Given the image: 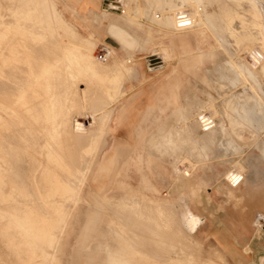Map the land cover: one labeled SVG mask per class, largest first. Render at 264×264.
I'll return each mask as SVG.
<instances>
[{
  "label": "rangeland",
  "instance_id": "374dc122",
  "mask_svg": "<svg viewBox=\"0 0 264 264\" xmlns=\"http://www.w3.org/2000/svg\"><path fill=\"white\" fill-rule=\"evenodd\" d=\"M99 1L101 3L103 0H99ZM129 1L132 2V5L129 6L130 8L128 7V5L131 3H129L127 7H121V10L122 8H124L123 11L120 12V17H119L120 22H121L120 27H122V29L124 27L122 23L124 22L123 20L124 14H125V17L128 15L127 16L128 18H132L141 23L142 22L147 23V26H150L149 18L153 17L155 15L154 14L155 12L156 14L157 13L159 14V12L162 10L161 11L162 13L160 12L162 15L167 13V11L164 12L165 8H162L160 7V5L157 4V0H148V2L147 0H141V1L140 0H128V2ZM206 1L208 2L207 12L209 14V20L210 19L212 20V24H210V22H209V26L207 25V23H205L204 25L202 24L201 26L203 27L200 26V30H202L201 32L191 31L188 33L187 38L189 42V47L187 51L182 50L180 41L177 39V44L175 47L176 49L174 48L173 51L172 49H170L168 44L160 42L159 44L157 43L154 44L155 46L153 48V51L152 49L135 51L131 47L132 49L125 52V51L119 50L116 46V43L118 42L126 43L127 40L124 37L115 36L114 38H112V41H108L105 32L104 33L102 32L103 35L100 41L96 42V47L93 50H90L91 56H86L83 52H81L82 55H80V52L78 54H75L77 55V57L80 56L81 58L78 57L79 59H74L77 62V63L74 62V67H75L73 68L74 71L81 75L85 74L84 75L85 77L83 76L82 77L83 78L87 77L89 79L88 82L85 81L86 83L80 80L75 81V83L77 82L78 84V87L76 89L77 94H74V93L72 94V92L68 93L69 91L65 87L67 86L66 84L70 78V75H69L70 73L68 74V71L66 69L62 70V68H60L63 62L59 63L60 61L64 60V57L62 56H64L65 50L63 47H61L63 49L62 51H61V48L55 49L57 45H61L59 41L62 38L60 37H56V39L55 37L50 38V39L48 38L50 41H52L53 45L59 43L57 45H54L55 46L54 48L53 46H51V42H49L48 39H45L43 41V45H41L45 49H46V46L49 47L48 50L46 49L47 53L49 52L48 53L49 55L46 54L45 58L47 57L50 58V59L47 58L48 60H52L53 58L54 63H57L58 65L61 64L60 66L54 63H53L54 66L50 64L53 61H51L50 63L48 62L47 64L46 62H43V60L44 61H48V60L42 59V58H41L42 59L41 61L40 59H37L39 60L38 62H40V65L44 63L43 65L39 66L37 65L39 63L35 62L37 58L35 57L33 58L35 60L33 59L31 60L33 63L35 62L36 65L39 67L36 68L37 66L33 65L32 63L31 65L33 66V68L35 67L33 69L31 68L32 67L31 65H28L29 62L26 61L25 66L27 67L26 68L27 70H25L23 75H25V73L27 75L28 73V76H25L24 78L28 80V78L31 77L29 79L33 78L32 79L33 82L35 81V83H38V82L39 83L38 85L35 83H32L31 85H28V86L27 84H25V86H27L26 88H28L27 93L29 91L31 93L36 92L35 95L34 93H32L34 96L32 94L31 96L30 92L28 94L27 93L25 94L20 89H19L20 92L18 90H14V91L11 90L12 91L11 100L17 101V105L15 107L18 110V112H21L23 114L24 120H26L25 117L27 118L28 121L31 120V118L33 119V117L31 118L29 117V115L30 116L32 115L31 114L28 115L29 113L27 111L28 109H24L25 111H23L22 109L20 111L22 107L25 108L28 105V104H25L26 102H30V101L25 102L27 97L33 98L34 100L36 99L35 100L36 102H41V103L43 102L42 104L44 105H42V110H43L42 116L45 117V113L48 112V115L49 114L52 115L50 117H52L53 119L52 121L50 120L48 122H44V121L43 122L45 124H48V123L50 124L51 122L50 125H52L53 128L51 129L49 127L50 130H53V129L55 131L58 130V132H55L53 130V132L51 133V135H53L54 137L56 136L55 137L57 140L56 142L55 141L51 142L52 140H55L53 139L52 136H50V138L48 137L49 139H51L50 141L52 144L51 148L54 149L55 151L58 150L54 152V154L61 150L60 151L62 152L61 154L68 152L69 156L73 155V152H75L74 149L76 151L79 150V149L78 150L76 149V146L78 148L82 147V144L77 142L76 139L73 138L74 135H72L76 131L75 129H77L76 127L77 124L83 126L84 128H87V126H89V124H91L93 120L95 122L94 127L99 126L101 122L103 123L107 122L106 124L109 125V129L111 131L110 135L107 138H108V141L111 142V144L109 145L107 150L105 149L106 151L104 150L105 152L103 151L102 153L103 156L101 155L102 156L101 159L103 160L105 158L104 161L109 164L108 166L109 171L106 170V167H103V165L101 164V159H100L99 166L93 171L90 177L89 183H87V185L83 188L82 199L76 201V204L74 202H70L69 210L67 211L68 212L67 215H69V217L67 216L68 218L67 217L64 218L65 228L63 227L64 230L62 229L58 231V234H57L58 236L56 235V237L58 238L60 237L59 238L60 240L57 242L58 244L56 243L51 248L49 247L47 248V244H46L47 241L45 244L42 242L41 243L42 246L38 247V244L36 243V241L34 242V240L36 239L35 237H37V239H40L41 238L40 232H41V235L44 234L43 230H46V228L47 230L45 234L48 233L47 235H49V232H50V235L54 237V235H52V230L51 231L49 230L50 224L53 230L55 229L52 226L55 224V221L53 220V218H51L50 215H47V216L44 215L43 222H42L40 221L42 220V217H39L36 214L35 216H33V214H27V215H30V217H29V220H27L28 223L25 225V228H23V230L25 229L27 230V231L25 230L24 232L21 228L22 226L21 223L23 222V218L24 219L26 218L25 217L26 213L24 214L25 209H22L26 207V205L24 204H26L27 202L23 201V199L26 198V196H24L25 194L23 190L17 191V188L14 191L15 195L10 196L11 192L8 193L10 190L8 189V187L7 188L4 187L3 189L5 191L4 190L3 191L5 194L3 193L4 195L2 196L0 195L1 196L0 197V264H30V263L32 264V262H34L33 264H36V262L37 263H40L41 261L46 262V261H43L44 259H42V255L45 253V251H48L53 254L52 259H49L46 264H106L107 256L109 260L111 258H115L116 260L117 256L115 255V257H112V251L110 253L109 250H111V247L113 249L116 248V240H115V237H116L115 234L117 233L116 230L124 227V226H121L122 224H119V222L125 220L124 216L128 217V213H126L128 210H129L130 217H131L130 212H132L133 215L135 214L137 216L139 215L137 217L139 221L135 217L137 223H133V226L130 224L128 228V237L131 239V242H128L129 255L127 253V256H124V257L127 258V261L130 264H132V262L134 264V259H139L140 264H146V262H149V264H162V261L164 262V259H166V264H208V263L213 264L212 262H208V259L213 260L214 264H228V262L226 261L227 256L223 254V251L217 247V245L213 242V240H211L207 236L206 233H203L202 229H199L197 231V229L205 222V217L199 215L197 212L198 208L193 206L194 203L196 204V202L194 201L195 198H192V202H191L190 197L188 198L187 194L182 191L183 186H184V191L188 190V188L185 185L182 186V183H178V186H179L178 189L175 187L177 186L176 185L177 183H174L175 166L177 165V162H178L177 160H179L180 157H181L180 158L181 161H179V168L181 169L177 171V178H186V176L184 175L185 174L184 172L190 170L192 171L190 173V176H191L190 179L199 178L198 183L205 190L206 186H204L205 182H203V180L205 179L204 177L207 176V173L214 172L215 173L214 177L219 179V180L218 179L216 180L223 182L228 187L226 192H230L229 190H231L232 194H235V196L231 198L233 202L231 203L233 205L240 204V205H245V206L250 207V206H254V204L257 201H262V207L256 209L255 215L252 219V228L256 232H264V229H258L254 225V221H256L257 214L258 213L264 214V177H262V182H261V178H260L261 175H260V171L258 170L259 165H261L260 163H264V72H263L264 70L262 69V67L260 68L259 66L254 68L255 56H254V53H252L254 51L251 50V47L258 48V45L259 47H261L262 44L261 42H259L255 45L253 43V46H249V45H252V42L248 43V41H246V43L241 42L240 46L236 45L233 42L231 43L230 41H229L230 44H227L229 42L224 43L225 41L224 39H226L225 38L226 36L224 35V33H221L218 31L220 29L219 24H217L219 21L217 17L215 18L217 13L220 12L219 11L220 5L217 4L215 0L214 1L216 3H214L213 0H206ZM49 3L51 4L50 0H49ZM120 3H122L121 0L118 1V4ZM228 4H229V7L233 10L234 9L243 10L241 6H238L234 4L233 2H229ZM232 4L234 6H232ZM187 5H189V7ZM10 6H11L10 3H7L6 7L2 6L0 8V29H1L0 37H3V36L7 37L9 36V34H11L10 37H12V35L15 37H22L24 36L23 33L20 32L18 29H16L15 26H13L14 23H12L13 22L11 21L12 19H9V16L7 15L8 13H13V10L9 8ZM71 6L73 8H76L77 14L80 13L82 15L86 13L85 10L80 9L81 3H72ZM157 7H158V10L157 9L155 10V8ZM183 11L190 12L192 14L193 13L197 14V18L202 17V14H200L201 12L197 8V6H195L194 4H188V3L185 4ZM135 13H137L138 15ZM3 15H6V17L5 18L2 17ZM132 15L136 16L137 18L133 17ZM213 16L215 19H213ZM8 20L11 22V24ZM70 20L77 22V25H78L77 27L79 28L83 27V25H80L81 22H83L82 19L78 17H72ZM97 21L93 18H90L88 22V25H90V28L92 27L94 30L97 29L98 27L97 25L100 24V20L98 22ZM101 21L104 24L103 26L106 27L105 25L107 24L108 18L102 19ZM215 24L218 26H216ZM154 26L158 27V25H154ZM104 27H100V28L98 27L97 30L102 31L105 29L106 31V28ZM124 28L127 29L126 27ZM158 28H162V27L159 26ZM214 28H216V30ZM42 36H44V34ZM222 36H225V37H222ZM229 39H226V41H228ZM82 43L83 42L81 41L78 42L79 46L82 47ZM232 44H233V47H231ZM128 45L130 46L132 44L128 43ZM226 45L228 47L230 45L231 48H234V46L236 45L238 49L236 48L237 50L236 51L235 48L233 50L231 48H228ZM247 49H249V51ZM56 50L57 51L59 50L58 51L59 53L64 52V54L63 53L60 54L61 57L63 58L62 60H60L61 58H59L60 55L58 56L56 54L57 53ZM197 50L199 51L196 54ZM131 51L133 52L131 53ZM188 51L190 53L191 52L195 53L193 55L194 56L193 58H195V62L197 64L194 67V69L196 67H199L198 75H196L197 73H193L192 75L191 72L194 69H190L189 71H186L185 69H180L177 67L179 60L191 57ZM165 53L168 54V58L164 59L162 57H164L163 54ZM153 54H154V57L159 59V62H157L158 69L147 71V67H148V63H147L148 57L147 56L153 55ZM171 55H173V57L175 55V58L171 57ZM16 56L18 57L20 56V54H16ZM16 56L15 58H13V56L11 58H8L9 60L7 62L9 63L11 62L13 65L17 64L16 66H18L21 59L19 57L17 58ZM57 56L59 59H57ZM200 58H203V59L199 60ZM122 61H126L127 65L129 64V66L133 70V75L127 77V79L125 78V80H123L124 82L122 81V84L119 88L120 94H118V97L119 96L121 97H119L118 100H116V102L106 101L107 103H101V101L105 99L104 98L105 94L107 96V99H109L108 93L109 92L111 93L112 91L111 89H113V87L108 86V85H112L111 83L112 81H109V80L113 78L115 72L118 71L119 68L122 66L121 64ZM176 67H177V85L179 88H184L186 86L188 87V86L194 85L195 84L194 78L198 79L196 82L197 91L185 92L186 96L182 97L190 101V104H189L190 106H188L187 108L188 119L184 118V121L183 120L178 121V117L173 113L170 107H167L163 113L157 114L156 112V113L151 114V110H150L151 106H149L147 102L148 100L144 98L142 103L136 104L133 107H131V110L129 111V118H130L129 125L122 124L119 126V124L116 121H114L116 119V115L120 114L122 110L124 109L123 108L124 100L131 98L135 94H138V91H136L135 88H137L139 84L145 83L143 84L144 85L143 88L146 85L147 86H151V85L158 86L163 81H165L166 79H170L174 75L173 70H175ZM44 69L45 70L52 69V72L50 70V71H47L48 72L47 73L44 71ZM144 69L148 72V75H149L148 79H144V73H143ZM60 70L61 72H59ZM52 73L54 75V77L52 75L53 78L50 77ZM36 74H39L40 76L42 75L41 77L39 76L41 79L38 78ZM65 75H68V76H65ZM89 75L91 76V78ZM97 77L99 79H97ZM45 78L46 79L50 78L48 79V81L51 79L52 80L54 79L53 84H52V80L49 81L50 82L49 83ZM39 79L42 81L41 82L38 81ZM56 79H58L59 82ZM60 80H62V82ZM215 81H219L218 83H220V87L221 85L222 87L223 86L224 87L216 88ZM33 84L34 86L35 85L37 86L33 87ZM102 84L104 85L102 86ZM101 86L106 91L109 89L110 91H107V92L105 90L103 91L102 90L103 88ZM41 87L42 88L47 87V89L45 88L42 90ZM57 87H59L58 90H56ZM64 87L65 89H63ZM88 88H92V89H90L89 91ZM61 89H63L64 91L67 89L66 91L68 92L66 91L64 92L63 90L62 92ZM41 90L42 91L46 90L47 92L45 93V92H42ZM222 90L225 93H223ZM92 91H93V94H91ZM40 92L43 93L41 94L43 95L44 99L48 101V104L50 106L47 105L45 100H43V97H41L42 99L41 101L39 100V98L37 99V97H35L36 94L37 93L40 94ZM52 92L53 94H51ZM6 93H7V97H10L8 96L9 95L8 90L6 91ZM47 93L49 95L50 94L52 95V96L50 95L51 99L49 98L50 96ZM83 93H85V95ZM178 93L181 94L182 92L180 91ZM24 94L28 95L26 97L24 96L26 98V99L24 98L25 100L22 99V96ZM40 95L38 96L40 97ZM53 96H54V99H53ZM55 97H58V98L56 99ZM33 99H30V100H33ZM59 99L61 101H59ZM94 99H95V102H94ZM70 100H72L73 102ZM35 101H33L34 104H35ZM44 102L46 103L47 106H45ZM90 102H94V103H90ZM19 103H22V106ZM95 103L97 104L95 105ZM108 103H110L111 105L110 104L108 105ZM102 104L104 106H102ZM94 105L97 107L96 108L97 111H95V108L93 109ZM38 106L40 107L41 105H38ZM27 107H30V106H27ZM49 108L50 109L55 108L56 110L54 109L52 111V109L50 110ZM45 110L46 112L44 113ZM102 110L103 111L105 110V112H103ZM93 111L95 112V114L93 113ZM140 111L142 112L139 113ZM53 113L55 114V117H54L55 119L53 118L54 116ZM40 115L41 114H38L37 116H40ZM27 116L30 119H28ZM108 118H109V121H106V119ZM53 121H56L57 123L56 122L53 123ZM90 121L92 122L90 123ZM36 122L39 123V121L37 120ZM207 122L208 123L210 122L209 126H212L211 129L209 130L210 131L209 137L205 136V129H204L205 128L204 126L208 124ZM41 123L42 122L40 121V124ZM62 125H65V126H62ZM48 126L46 125L45 127L48 128ZM55 127L57 128V130ZM173 127H175L176 130L171 133L172 134L171 142L173 141L172 146H176V143H177V146H178L177 148L176 147L172 148V146H166V144H164L163 147L158 148L150 142L153 137H158L159 135H162V133H164L165 130L168 131L172 129ZM181 128L182 130H180ZM9 130H11V128ZM71 130L72 132H70ZM12 133H15V132H12ZM69 133L71 136L69 135ZM115 133H116V136L114 135ZM185 133L188 134V136ZM66 136H68V138ZM182 136H183L184 141L182 140ZM184 137H188V139L187 138L184 139ZM202 137L206 139L202 143V145L205 146L209 144L206 148H203V146L200 145V142H201L200 138ZM158 138H160V136ZM198 139H199V142H198ZM73 140L76 141V143ZM73 142L74 144H76V146L73 145ZM24 143H27V142L23 141V144L16 143L18 146L17 150L19 149L20 150L17 151L16 148L13 150L16 152V154L13 152L15 156H17V154L20 156V163L17 164V162H15V164H17L16 165L17 167L19 166L18 168L22 172V174H25V171H26L25 169H29V167L33 168L37 166L41 160L47 157V155H45L46 154L45 151H43V153H41L42 152L41 151L40 152L41 155H40V153L36 152V147L35 149L31 146L25 147ZM56 143L58 144V146H56L57 145ZM23 146L26 150L23 148ZM165 146L166 148H164ZM161 148H163V150ZM22 150L26 152H22ZM70 152H72V154H70ZM135 154L142 155L145 160L146 158H148V156H151V158L154 160V163L151 164L150 166H147L146 163L144 162L143 165L141 166L135 160L134 158ZM26 156L28 157L26 158ZM40 156L42 157L41 160H40L41 158ZM79 165L80 164H77V166ZM22 166H23V169L21 168ZM190 168H192V170ZM221 168L223 169L220 170ZM86 172L89 173V170L85 171L84 173L85 176L87 175ZM235 175L240 177V181H239V178L237 177L234 178ZM98 178H100L98 180L99 182H96V179ZM255 178H257V180H255ZM81 182L83 184L86 183L84 179H81ZM237 182L238 184H236ZM101 183H103V185ZM29 186L33 187L31 186V184ZM102 186L104 187H103V190L101 191L100 187ZM180 186H181V189H180ZM21 191L23 193H20L21 194L20 196V194L18 195V193ZM96 192L98 194H96ZM152 192L156 193V195L161 198H166L167 196H175V204H171L172 205L171 206L169 203L165 205L166 203L162 202L163 205H161L159 201L158 202L156 201V199L152 198L151 200L148 197V195L151 196ZM245 195H247V197ZM3 196L4 198L6 197L7 199L6 198L4 199ZM178 196L179 198L180 196H183V200L184 199L186 200H184L182 203V199H178L176 202V198H178ZM11 197L13 200H11ZM19 198L20 199L22 198L21 200L22 202L20 201ZM16 199L18 203H16ZM139 199L140 201L138 202ZM6 200L9 202L7 203ZM123 201H126V202L124 203ZM121 203L124 205L122 206ZM147 203H149L150 205H148ZM136 206H137V210H136ZM148 206L151 212H148L145 210V209L148 210ZM58 207L62 208V205H59ZM127 207H130V208L128 209ZM152 207H154L156 210L158 209L160 210V208H162L164 213L163 211L162 212L156 211ZM11 209L13 210L11 211ZM117 209L122 211V214H124L122 215L120 213V215L123 216L121 218L122 219L124 218V220H120L119 222L117 221L118 219L117 212H119ZM153 209L156 211V213L158 212L157 214H160V215L158 216L155 213V211L153 212ZM133 210L134 211L136 210L138 212H134ZM13 211H14V214L15 213L17 214V215L15 214L16 216L12 214ZM139 212L140 213L142 212V213L138 214ZM146 212L149 213V215L152 214L153 212V214H156L158 218L154 215L157 218L156 219L153 216V214L150 215L151 216L150 217ZM173 213L176 214L175 217L174 215L172 216ZM23 214L25 216H22ZM190 214L192 215V217ZM197 215L199 216L200 221L196 222L195 228L193 227L191 228L189 225L190 223L188 224V222L192 223L195 220L193 218L198 217ZM16 217L19 220L16 219ZM58 217H61V216L59 215ZM113 217H116V218H113ZM130 217L128 219L129 223L131 219ZM165 217L166 218L168 217L167 220L165 219ZM185 217L190 221H188ZM142 218L146 219L148 221V224L147 223L144 224V222H147V221L143 220L144 221L143 222ZM21 219H22V222H20ZM58 219L63 220V217L58 218ZM155 219L156 221L160 220L158 222L159 225L155 223L156 222ZM13 220H15L16 224L19 221L20 222V224H18L19 226L18 225L16 226V224L13 223L14 222ZM132 220L134 219H131V221ZM10 221L11 222L13 221L12 222L13 224ZM153 221H155L154 223L157 225L152 223ZM88 222L90 223L88 224L89 226H94L95 222H98V223L95 229H91L90 231L87 230L86 232V226H88L87 225ZM124 222H127V220H125ZM9 223L12 225H10ZM139 223H142V224H139ZM45 224L48 226L46 227ZM164 224L167 226L162 228ZM169 224L170 226H168ZM261 224L262 223H260V227L261 226L264 227V225H261ZM9 225L13 226L12 227L13 230L11 227H9ZM14 225L16 227H14ZM150 226L151 228L154 226L156 228V231H158V233L162 232V230L160 229H164L163 231L164 233L162 235L156 234V232L152 230L154 229V227L151 229ZM140 230L142 231V233ZM150 230L154 231V233H152V231ZM38 232L39 234H37ZM24 233H27V234L29 233V234L26 235ZM32 236H33V240H31ZM137 236L138 238L140 237L139 239H141V241L136 243L135 238ZM20 239L21 241H23L22 245H20L22 243L20 242ZM43 241H45V239ZM147 241H148V244H147ZM25 244L30 245V246H23ZM37 247L39 248V251L41 252L38 251ZM24 248L26 251L24 250ZM138 248H140V250H138ZM249 249L250 248L247 247L246 249L247 252L249 251ZM37 251L39 252V254ZM136 251H137V254H136L137 256H134L135 254L134 252ZM146 259H149V260H146ZM154 259H157L155 260L156 262H154ZM159 260L160 262H158Z\"/></svg>",
  "mask_w": 264,
  "mask_h": 264
},
{
  "label": "bare ground",
  "instance_id": "6f19581e",
  "mask_svg": "<svg viewBox=\"0 0 264 264\" xmlns=\"http://www.w3.org/2000/svg\"><path fill=\"white\" fill-rule=\"evenodd\" d=\"M51 1V4L49 3V0H0V8L2 6H5L7 5V3H10V7L12 10H13V13H8L7 15L9 16V19H12L11 21H13L12 23H14L13 26L16 27V29H18L20 32L23 33L24 36L22 37H15L12 35V37H10L11 34H9V36H3V37H0V195H4V187L7 188L10 190L8 193L11 192L10 196H14V191L15 189L17 188V191L19 190H23L24 192V196H26V198L23 199V201L27 202L26 204V207L25 208H22V209H25L24 210V214L26 215H22V216H25L26 218L24 219L23 217V222H22V219L20 220V222H22V230L23 228H25V225L28 223L27 220H29V217L30 215H27V214H33V216L38 215L39 217H42V221L43 222V216H47V215H50L51 218H53V220L55 221V224L52 225L55 229L53 230V228L49 225V230L51 231L52 230V235H50V232H49V235L45 234L46 230H43L44 234L41 235V232H40V236L41 238L40 239H37V237H35L36 239L34 240V242L36 241V243L38 244V247L39 246H42V242L45 244L46 241H47V248H51L53 247L60 239V237H56V235L58 234V231L62 230L63 227L65 228V217H69V215H67V211L69 210V204L70 202H74L76 204V201L82 199V192H83V188L87 185V183H89V180H90V177L93 173V171L99 166L100 164V159H101V155H103V151L109 146V141H108V136L110 135L111 131L109 129V125L106 124L107 122L106 121H109V118L106 119V123H103L101 122L99 126L97 127H94L95 125V122L93 120L90 121L91 124H89V126H87V128H84L83 126L77 124V129H75L76 131L72 134L74 135V139H76L77 142L81 143L82 144V147L81 148H78L76 146V144H74V142L76 143V141L73 142V145L76 146V149L78 151H76L74 149L75 152H73V155H70L67 153H64V154H61L62 152H57L54 154V152L58 151V150H54L51 148V142L53 141H57L56 140V136L54 137L53 135H51V133L53 132V130H50V128L52 129V125L51 122L50 124H45L44 122H48V121H52V115H48V112H46V110L44 111L45 113V117L42 116V104L41 102H36L33 98H29L27 97V99L25 98L26 96L28 95H25L27 93V89L26 88L28 85H31L32 83H35V81L33 82V78L32 79H29L31 77H27L28 80H26L24 77L25 76H28V73L26 75H23V73L25 72V70H27L26 68V61L29 62L28 65H31L33 62L31 59L35 60L36 63H39L37 65L41 66L43 64L40 65V62H38L39 60L37 59H40V61L42 59H47L45 58L46 54L47 53V50L49 47L46 46V49L43 48V41L45 39H50V38H54L56 39V37H60L62 38L59 43L61 45H57V44H54V45H57V47H55L52 43V41H50L48 39L49 42H51V46H53V48L55 47L56 48H61L63 47L64 48V52H61L64 54V60L63 61H60L62 60L63 58L61 57V53H59L57 50H56V54L59 56V58H61L59 61V63L63 62L62 65H58L57 63H54L53 61V58L52 60H48L50 58H48L47 60L48 61H44L43 62H46L48 64V62L50 63L51 61H53L54 64L60 66V68L63 69H66L68 71V74L70 75V79L68 80L67 82V86H65L68 91V93L72 92V94H77V87H78V84L77 82L75 83V81H82V82H88V78H83L85 77L84 75H81L77 72L74 71L73 68L74 67V62H76L74 59H79L81 58L80 56L77 57V55L75 54H78L80 52V55L81 52H83L86 56H91V51L90 50H93L95 47H96V42L100 41L101 37H102V32L106 34L107 36V39L108 41H112V38H114L115 36H120V37H124L127 41L126 43H116V46L119 50L121 51H128L130 49H134L135 51L136 50H150L152 49L153 51V48H154V44H159L160 42H163L165 44H168V46L170 47V49H172V51L174 50V48L176 47V44H177V39L180 41V45L182 47V50H186L188 49L189 47V42H188V33L191 32V31H199L201 32L202 30H200V26L205 23H207V25L209 26V22L210 24H212V20L210 19L209 20V14L207 12V1L206 0H157V4L160 5V7L162 8H165V11H167L166 14L162 15L160 12L159 14L156 12L154 13L155 15L153 17H150L149 18V22H150V26H147V23H144V22H139V21H136L132 18H128L127 16L125 17V14H124V22L123 23V26L126 27L127 29H125L123 27H120L121 25V22H120V12L123 11L124 8H122L121 10V7H128L130 5H132V2L128 0H121L122 3L118 4V1L119 0H103L101 3L99 0H50ZM141 1V0H140ZM214 1V0H213ZM217 2V4H219V13H217V15L215 16V18L217 17L218 19V23L219 26H220V29L218 30L219 32L221 33H224V35L226 36H222V37H225L226 39H229L228 41H226V39H224V43L225 42H233L235 43L236 45L240 46V43L241 42H245L248 41V43L252 42V45H249V46H253V43L254 45L261 42V47H259L258 45V48L257 47H251V50L254 51L252 53H254V56H255V62H254V68L255 67H262V69L264 70V0H215ZM214 1V3H216ZM148 2V0H147ZM229 2H233L234 4L238 5V6H241V8L243 10H237V9H231L229 7ZM72 3H81V7L80 9L82 10H85V14H80L78 13L77 14V11H76V8H73L71 6ZM194 4L195 6H197V8L199 9V11L201 12L200 14H202V17L201 18H197V14H192L190 12H186V11H183L184 10V5L185 4ZM135 4V3H134ZM150 4V3H149ZM148 4V5H149ZM153 4V3H152ZM53 5V7H52ZM136 5V4H135ZM156 5V4H155ZM189 7V5H187ZM192 6V5H191ZM190 6V7H191ZM232 6H234L232 4ZM148 7V6H147ZM159 7V6H158ZM158 7L155 8V10L157 9L158 10ZM236 7V6H235ZM130 8V7H129ZM151 9V7H150ZM183 9V10H182ZM188 9V8H187ZM240 9V7H239ZM128 10V9H127ZM125 10V11H127ZM138 10V9H137ZM160 10V9H159ZM170 11V12H168ZM147 12V11H146ZM163 12V13H164ZM197 12V11H196ZM124 13V12H123ZM128 13V12H127ZM215 13V12H213ZM137 14V13H135ZM161 14V15H160ZM134 15V14H133ZM132 15V16H133ZM138 15V14H137ZM214 15V14H213ZM130 16V15H129ZM140 16V15H139ZM2 17H6V15H3ZM72 17H78L80 19L83 20V22H81L80 25H83V27L79 28L77 27V22L75 21H71L70 19ZM135 18H137L136 16H133ZM208 17V19H207ZM90 18H93L95 19L96 21L100 20V24H98L97 26L100 28V27H104L103 23H102V19H107L108 18V21H107V24L105 25L106 27V31L105 29L104 30H97V29H93L92 27L90 28V25H88V22H89V19ZM214 16H213V19H215ZM9 21V20H8ZM97 21V22H98ZM10 22V21H9ZM96 22V23H97ZM214 22V21H213ZM5 23V22H4ZM11 24V22H10ZM5 25V24H4ZM7 25V24H6ZM149 25V24H148ZM154 25H158L161 26L162 28H158V27H155ZM216 25V24H215ZM218 26V25H216ZM203 27V26H201ZM206 27V26H205ZM218 28V27H217ZM207 29V28H206ZM216 30V28H214ZM1 30V29H0ZM8 30V28H7ZM208 31V30H207ZM11 32V31H10ZM44 34V36H42ZM198 34V33H197ZM40 35V36H39ZM214 35V34H213ZM212 35V36H213ZM221 35V34H220ZM42 36V37H41ZM214 37V36H213ZM221 37V36H220ZM217 38V37H216ZM215 38V39H216ZM219 40V39H218ZM221 40V38H220ZM47 41V42H48ZM83 42L82 43V47L79 46L78 42ZM48 42V43H49ZM197 42V41H195ZM227 43V44H230ZM128 43H131L132 45H128ZM50 44V43H49ZM218 44V42H217ZM45 45V44H44ZM115 45V44H114ZM234 46L235 50L237 48V46ZM242 45V44H241ZM60 46V47H59ZM227 46V45H226ZM132 47V48H131ZM228 47V46H227ZM231 47H233V44L231 45ZM230 45L228 48H231ZM158 48V47H157ZM234 48H231L234 50ZM169 49V48H168ZM176 49V48H175ZM238 49V48H237ZM63 49L61 48V51ZM230 50V49H229ZM240 50V49H239ZM244 50V49H243ZM242 50V51H243ZM249 51V49H247ZM176 51V50H175ZM192 51V50H191ZM199 50H197L196 54L198 53ZM237 51V50H236ZM245 51V50H244ZM243 51V52H244ZM133 51H131L132 53ZM235 52V51H234ZM247 52V51H246ZM261 52V54H260ZM188 53L191 55L190 58H184V59H181L178 61V68L180 69H185L186 71H189L190 69H194V67L196 66V62H195V58H193L194 54L195 53H190L188 51ZM201 53V52H200ZM256 53V54H255ZM16 54H20V56H18L21 61L19 62V65L16 66V65H13L11 62H7L9 59L8 58H11L13 56V58H15ZM49 55V54H48ZM157 55V54H156ZM57 56V59H59ZM118 56V55H117ZM154 56L153 55H149L147 56L148 57V60H147V63H148V67H147V71H152V70H155V69H158V68H155L154 64L152 63V59L150 57ZM164 57L162 58H168V54H163ZM17 57V56H16ZM17 57V58H18ZM52 57V56H50ZM77 57V58H76ZM159 57V56H158ZM171 57H173V55H171ZM252 57V55H251ZM42 58V59H41ZM87 58V57H85ZM97 58V57H96ZM106 58V57H105ZM161 58V59H162ZM175 58V55L174 57ZM254 58V57H253ZM163 59V60H164ZM203 58H200L199 60H202ZM29 60V61H28ZM113 61V60H112ZM117 61V60H116ZM162 61V60H161ZM34 62V63H35ZM89 62V61H88ZM115 62V61H114ZM159 62V61H158ZM164 62V61H163ZM16 63V62H15ZM33 65H36V63ZM77 63V62H76ZM46 64V65H47ZM103 64V63H101ZM119 64V62H118ZM122 66L119 68L118 71L115 72L113 78L109 81H112V85H108V86H111L113 87V89H111V93L109 92V96L107 99V96L106 94L104 95L105 99H103V101H101V103H107L106 101H114L116 102V100H118L119 96L118 97V94L119 93V88L122 84V81L125 80V78L127 79V77L129 76H132L133 75V70L132 68L129 66V64L127 65L126 61H122L121 62ZM120 64V65H121ZM160 64V63H159ZM36 65V66H37ZM79 65V63H78ZM137 65V64H136ZM158 65V64H156ZM229 65V64H228ZM32 66V65H31ZM39 66H37L36 68H38ZM54 66V65H53ZM77 66V64H76ZM91 66V65H90ZM103 66V65H102ZM106 66V65H105ZM45 67V65H44ZM52 67V66H51ZM157 67V66H156ZM177 67L175 70H173V76L170 78V79H166L165 81H163V83L165 84H175L176 86L177 85ZM222 67V66H221ZM220 67V68H221ZM33 68V66L31 67ZM35 68V67H34ZM33 68V69H34ZM43 68V66H42ZM48 68V66H47ZM53 68V67H52ZM79 68V67H77ZM136 68V67H135ZM41 69V68H39ZM54 69V68H53ZM73 69V70H71ZM88 69V68H87ZM104 69V68H103ZM102 69V70H103ZM112 69V68H111ZM222 69V68H221ZM51 72H52V69H50ZM49 69H44L45 72L47 71H50ZM251 70V69H250ZM262 70V71H263ZM40 71V70H39ZM80 71V70H79ZM139 71V70H138ZM145 69H144V79H148L149 78V75H148V72H147ZM244 71V69H243ZM36 72V70H35ZM38 72V71H37ZM61 72V70L59 71ZM101 72V71H100ZM264 72V71H263ZM41 73V72H40ZM39 73V74H40ZM48 73V72H47ZM81 73V72H80ZM84 73V72H83ZM107 73V71H106ZM39 74H36L38 76V78H40L41 76ZM35 75V76H36ZM53 73L50 75L51 78L52 77ZM60 75V74H59ZM91 75V73H90ZM89 75V76H90ZM142 75V74H141ZM36 76V77H37ZM40 76V77H39ZM64 76V75H63ZM65 76H68V75H65ZM83 76V77H82ZM111 76V75H110ZM49 77V76H48ZM109 77V76H108ZM91 78V76H90ZM110 78V77H109ZM225 78V77H224ZM37 79V78H36ZM41 79V78H40ZM38 80V81H42V80ZM46 79V78H45ZM48 79L50 78H47L46 80L48 81ZM65 79V78H64ZM96 79V78H95ZM97 79H99L97 77ZM104 79V78H103ZM32 80V81H31ZM52 80V79H51ZM49 80V81H51ZM54 80V79H53ZM53 80H52V84H53ZM58 81V79H56ZM55 80V81H56ZM107 80V79H106ZM48 81V82H49ZM56 81V82H57ZM62 82V80H60ZM66 81V80H65ZM129 81V79H128ZM59 82V81H58ZM57 82V83H58ZM85 82V83H86ZM124 82V81H123ZM216 83V88H223L222 85L220 87V83H218L219 81H215ZM39 83V82H38ZM38 83H35L38 85ZM45 83V81H44ZM50 83V82H49ZM108 83V82H107ZM109 83V84H111ZM25 84H27V86H25ZM77 84V85H76ZM135 84V83H134ZM35 85V86H37ZM42 85V84H41ZM46 85V84H45ZM76 85V86H75ZM104 84H102L103 86ZM224 85V84H223ZM34 84H33V87H35ZM101 86V87H102ZM65 87L63 89H65ZM75 87V88H74ZM37 88V87H36ZM40 88V87H39ZM42 88V87H41ZM47 89V87H44L42 88L43 89ZM50 88V87H48ZM59 87H57L56 90H58ZM62 88V87H61ZM103 88V87H102ZM19 89L24 92L25 94L22 96V99L26 101H30V102H26L25 104H28L27 106H30V107H25V108H21L22 106V103H19L21 106H20V111L23 109V111H25L24 109H28L27 111L29 112V114H31L32 116L29 115V117H33V119L31 118V120H27V118L25 117L26 120H24V117H23V114L21 112H18V110L16 109V105H17V101H14V100H11L12 98V91L14 90H18ZM61 89V91L63 90ZM75 89V90H74ZM89 91L90 89L92 88H88ZM137 89V88H136ZM8 90L9 92V95L10 97H7V93L6 91ZM12 90V91H11ZM30 90V88H29ZM35 90V89H34ZM41 90V91H42ZM103 91L105 90L104 88L102 89ZM124 90V89H123ZM32 91V90H31ZM40 91V89H39ZM38 91V92H39ZM50 91V90H49ZM48 91V92H49ZM64 91V90H63ZM62 91V92H63ZM64 91V92H65ZM106 91V90H105ZM107 91H110L107 90ZM106 91V92H107ZM223 91V90H222ZM221 91V92H222ZM226 91V90H225ZM251 91V90H250ZM20 92V91H19ZM30 92V91H29ZM28 92V93H29ZM42 92H47L46 90L45 91H42ZM40 92V94L42 93ZM51 92V91H50ZM60 92V91H59ZM61 92V93H62ZM27 93V94H28ZM35 93L36 92H32ZM30 92V95L32 94ZM44 93V94H45ZM101 93V92H99ZM104 93V92H103ZM122 93V92H121ZM223 93H225L223 91ZM17 94V93H16ZM22 94V93H21ZM40 94H36L35 97H37V99L39 98V100L41 101V97H43V93L40 95ZM48 94V93H47ZM53 94V92L51 93ZM50 94V95H51ZM85 95V93H83ZM93 94V91L92 93ZM90 94V95H91ZM175 97L174 98H179L178 96V92H175ZM254 94V93H253ZM19 95V94H18ZM29 95V96H30ZM33 95V94H32ZM31 95V96H32ZM33 95V96H34ZM40 95V97L38 96ZM49 95V94H48ZM49 95V96H50ZM223 95V94H222ZM25 96V97H24ZM52 96V95H51ZM51 96L49 97L51 99ZM70 96V95H69ZM98 96V95H96ZM124 96V95H123ZM122 96V97H123ZM14 97V96H13ZM76 97V95H75ZM91 97V96H89ZM20 98V97H19ZM18 98V99H19ZM25 98V99H24ZM46 98V97H45ZM48 98V99H49ZM56 99L58 97H55ZM65 98V97H64ZM72 98V97H71ZM74 98V97H73ZM85 98V96H84ZM100 98V97H99ZM222 98V97H221ZM21 99V98H20ZM21 99V100H22ZM30 99H33V100H30ZM47 99V98H46ZM53 99H54V96H53ZM96 99V97H95ZM95 99H94V102H95ZM101 99V98H100ZM98 99V100H100ZM121 99V98H120ZM119 99V100H120ZM227 99V98H226ZM22 100V101H23ZM43 100L44 97H43ZM105 100V102H104ZM230 100V99H229ZM228 100V101H229ZM261 100V99H260ZM20 101V100H19ZM35 101V104L34 102ZM51 101V100H50ZM57 101V100H56ZM59 101H61L59 99ZM69 101V100H68ZM72 101V100H70ZM93 101V100H91ZM24 102V101H23ZM45 102L48 104V101L45 100ZM44 102V103H45ZM73 102V101H72ZM78 102V100H77ZM81 102V101H79ZM94 102H90V103H94ZM120 102V101H119ZM45 103V106H47ZM55 104V103H54ZM71 104V103H70ZM81 104V103H80ZM97 103H95L96 105ZM110 103H108L109 105ZM38 105H41L40 107ZM59 105V104H58ZM66 105V104H65ZM76 105V104H75ZM87 105V104H86ZM91 105V104H90ZM93 105V104H92ZM93 106V109L95 108V111L96 110V106ZM107 105V104H106ZM111 105V104H110ZM25 106V105H24ZM50 106V105H49ZM72 106V105H71ZM102 106H104L102 104ZM77 107V106H76ZM106 107V106H105ZM44 108V107H43ZM46 108V107H45ZM50 109V108H49ZM48 109V110H49ZM52 111L55 109L51 108ZM50 109V110H51ZM81 109V108H80ZM102 109V107H101ZM17 110V111H16ZM56 110V109H55ZM69 110V109H68ZM66 110V111H68ZM84 110V109H83ZM103 111V110H102ZM101 111V112H102ZM110 111V110H109ZM112 111V110H111ZM99 112V111H98ZM105 112V110L103 111ZM225 112V111H224ZM27 113V112H26ZM43 113V115H44ZM91 113V112H90ZM93 113L95 114V112L93 111ZM110 113V112H109ZM107 113V114H109ZM181 113V112H180ZM38 114H41L40 116H37ZM52 114V113H51ZM54 114V113H53ZM106 114V113H105ZM104 114V116H105ZM27 115V114H26ZM112 115V114H111ZM181 115V114H180ZM202 115V114H201ZM37 116V117H35ZM58 116V115H57ZM94 116V115H93ZM110 116V115H109ZM108 116V117H109ZM28 117V116H27ZM28 117V119H30ZM55 117V114L53 116V118ZM63 117V116H61ZM91 117V115H90ZM99 118V117H98ZM55 119V118H54ZM63 119V118H62ZM39 121V123L36 122ZM97 120V119H96ZM40 121L42 122L40 124ZM44 121V122H43ZM57 121V120H56ZM56 121H53L56 122ZM202 121V120H201ZM208 121V120H207ZM59 122V120H58ZM63 122V120H62ZM98 122V121H97ZM52 123V124H53ZM57 123V122H56ZM55 123V124H56ZM71 123V122H70ZM208 123V122H207ZM210 123V122H209ZM209 123L204 126L205 128V136L208 137L209 134H210V129L212 126H209ZM43 124V125H42ZM59 124V123H58ZM206 124V123H205ZM212 124V123H211ZM24 125V126H23ZM48 126L45 127V126ZM57 125V124H56ZM204 125V124H203ZM62 126H65V125H62ZM9 127V128H8ZM13 127V128H12ZM50 127V128H49ZM207 127V129H206ZM11 128V130H9ZM56 128V127H55ZM70 128V127H69ZM49 129V130H48ZM59 129V128H58ZM64 129V128H63ZM173 129V128H172ZM175 129V128H174ZM9 130V132H8ZM57 130V128H56ZM62 130V129H61ZM65 130V129H64ZM70 130V129H69ZM74 130V129H73ZM184 130V129H183ZM55 131V130H54ZM173 131V130H172ZM171 131V132H172ZM12 132H15V133H12ZM55 132H58L55 131ZM62 132V131H61ZM59 132V133H61ZM67 132V131H66ZM72 132V130L70 131ZM171 132L169 134H167V136H165V138L160 141L156 147H163L164 144H166V146H172L173 145V141L171 142ZM178 132V131H177ZM194 132V131H193ZM182 133V132H181ZM54 134V133H53ZM186 134V133H185ZM55 135V134H54ZM59 135V134H58ZM70 135V133H69ZM188 136V134H186ZM185 135V136H186ZM50 136L53 137V139L55 140H52L49 139ZM71 136V135H70ZM49 137V138H48ZM68 138V136H66ZM211 137V136H210ZM188 137H184V139ZM201 139V138H200ZM24 142H27V143H24L25 147L26 146H31L35 149L36 147V152L40 153H43V151H45V155H47V157H45V159L41 160L42 157L40 158V163H38L37 166L33 167V168H30L29 166V169H25V174H22V172L19 170V166L17 167L16 165L18 163H20V156L17 154V156L14 155V153L16 154L15 151H13L15 148L16 150L18 149V146L17 144L18 143H22L23 144V141ZM26 140V141H25ZM49 140V142H48ZM182 140H183V136H182ZM206 140V139H205ZM51 141V142H50ZM69 141V140H68ZM184 141V140H183ZM66 142V141H65ZM64 142V143H65ZM17 143V144H16ZM50 143V144H49ZM181 143V142H180ZM207 143V142H205ZM209 143V142H208ZM55 144V143H54ZM57 144V143H56ZM23 146V148H24ZM58 146V144L56 145ZM63 146V145H62ZM165 146V147H166ZM61 147V146H60ZM62 148V147H61ZM60 148V149H61ZM69 148V147H68ZM25 149V148H24ZM65 149V148H64ZM162 149V148H161ZM20 150V149H19ZM17 150V151H19ZM26 150V149H25ZM28 150V149H27ZM73 151V150H72ZM14 152V153H13ZM22 152H26V151H23ZM32 152V151H31ZM40 153V155H41ZM70 154H72V152H70ZM26 155V154H25ZM30 155V154H29ZM182 155V154H181ZM22 156V154H21ZM37 156V155H36ZM28 156H26L27 158ZM72 157V158H71ZM24 158V157H22ZM150 158V157H149ZM181 158V157H180ZM179 158V160L181 161V159ZM35 159V158H34ZM152 159V158H150ZM22 160V159H21ZM28 160V159H27ZM178 160V162H179ZM185 160V159H184ZM37 161V160H36ZM154 161V160H153ZM187 161V160H186ZM15 162H17V164H15ZM26 162V161H25ZM33 162V161H32ZM38 162V161H37ZM150 162V161H149ZM185 162V161H184ZM181 163V162H180ZM192 163V162H191ZM23 164V163H22ZM36 164V163H35ZM77 164H80L79 166H77ZM152 164V163H150ZM178 164V163H177ZM24 166V165H23ZM23 166L21 167L23 169ZM176 168V167H175ZM178 168V167H177ZM21 169V170H22ZM188 169V168H187ZM192 170V168H190ZM86 170H89V173H87V175L85 176L84 173ZM176 170V169H175ZM183 170V169H182ZM181 171V170H180ZM184 172V171H183ZM192 171H185L184 175L186 176V178L188 179L190 177V173ZM81 179H84L86 181L85 184H83L81 182ZM20 182V183H19ZM31 184V186L33 187H30L29 185ZM130 188V187H129ZM4 190V191H3ZM129 190V189H128ZM131 191V189H130ZM201 191V190H200ZM22 191L18 193V195L20 193H23ZM4 193V194H3ZM133 193V191H132ZM96 194H98L96 192ZM17 195V196H18ZM0 196V197H1ZM7 196V195H6ZM8 196V197H10ZM21 196V194H20ZM126 197V196H125ZM129 197V196H128ZM127 197V198H128ZM189 198V196H187ZM4 198V196H3ZM2 198V199H3ZM6 198V197H5ZM4 198V199H5ZM15 198V197H14ZM17 198V197H16ZM130 198V197H129ZM151 198V197H150ZM153 198V197H152ZM186 198V197H185ZM7 199V198H6ZM10 199V198H9ZM20 199V198H19ZM18 199V200H19ZM141 199V198H140ZM140 199L138 200V202L140 201ZM11 200L12 197H11ZM15 200V199H14ZM22 200V198L20 199V201ZM129 200V199H128ZM127 200V201H128ZM152 200V199H151ZM186 200V199H184ZM183 200V201H184ZM3 201V200H1ZM7 201V200H6ZM61 201V202H59ZM134 201V200H133ZM154 201V200H153ZM172 201V200H170ZM9 201H7L8 203ZM13 202V201H12ZM22 202V201H21ZM124 203L126 201H123ZM122 202V203H123ZM158 202V200H157ZM163 202V201H162ZM167 202V201H166ZM16 203H18L17 199H16ZM112 203V202H111ZM121 203V204H122ZM133 203V202H132ZM137 203V202H136ZM173 203V202H172ZM120 204V206H121ZM127 204V203H126ZM145 204V203H144ZM148 205H150L149 203H147ZM161 204V203H160ZM167 204V203H166ZM171 204V203H170ZM188 204V203H186ZM22 205V203H21ZM59 205H62V208H59L58 206ZM106 205V204H105ZM113 205V204H112ZM124 204H122L123 206ZM141 205V204H140ZM162 205V204H161ZM169 205V204H168ZM9 206V204H8ZM18 207V206H17ZM119 207V206H118ZM147 207V205H146ZM162 207V206H161ZM164 207V206H163ZM16 208V207H14ZM128 209L130 207H127ZM154 208V207H152ZM21 209V208H20ZM120 209V208H119ZM119 209H117L118 211H120ZM134 209V208H133ZM141 209V208H140ZM151 209V208H150ZM155 209V208H154ZM153 209V212L156 210ZM8 210V209H7ZM13 209H11L12 211ZM125 210V209H124ZM136 210H137V206H136ZM134 211V212H138V211ZM146 211L148 212H151L149 210V206H148V210L145 209ZM161 210V211H160ZM160 210H156V211H159V212H162V208H160ZM9 211V210H8ZM19 211V210H18ZM62 213H61V212ZM129 211V210H128ZM132 211V210H131ZM142 211V210H141ZM155 211V213H156ZM167 211V210H166ZM23 212V211H22ZM61 214H60V213ZM70 212V211H69ZM152 212V214H153ZM118 213H121L122 214V211L121 212H118ZM117 213V214H118ZM127 213V212H126ZM125 213V214H126ZM131 213V212H130ZM142 213V212H141ZM140 212L138 214H141ZM144 213V211H143ZM147 213V212H146ZM158 213V212H157ZM156 213V214H157ZM164 213V211H163ZM5 214V213H4ZM13 215L14 214V211L12 213ZM22 214V213H21ZM20 214V215H21ZM70 214V213H69ZM129 214V213H128ZM132 214V213H131ZM149 215V213H147ZM150 214V215H152ZM156 214H153V216ZM17 215V214H16ZM15 215V216H16ZM19 215V216H20ZM61 216V217H58V216ZM116 215V214H115ZM124 215V214H122ZM121 215V216H122ZM143 215V214H142ZM146 215V214H145ZM144 215V217H145ZM147 215V216H148ZM149 215V216H150ZM158 216L160 214H157ZM163 215V214H162ZM174 215L175 217V213L172 214V216ZM191 215V214H190ZM3 216V215H2ZM1 216V217H2ZM14 216V217H15ZM120 216V215H119ZM118 216V217H119ZM133 216V215H132ZM137 216V215H136ZM139 216V215H138ZM137 216V217H138ZM141 216V215H140ZM154 216V217H155ZM189 216V215H187ZM11 217V216H9ZM63 217V220H60L58 218H62ZM67 217V218H68ZM123 217V216H122ZM125 217V216H124ZM130 217V216H129ZM135 217V216H133ZM132 217V218H133ZM136 217V218H137ZM151 217V216H150ZM153 217V219H154ZM157 217V216H156ZM155 217V218H156ZM163 217V216H162ZM192 217V215H191ZM5 218V217H4ZM7 218V217H6ZM33 218V217H32ZM121 218V217H120ZM127 218V219H126ZM140 218V217H139ZM158 218V217H157ZM156 218V219H157ZM168 218V217H167ZM167 218L165 217V219L167 220ZM170 218V217H169ZM186 218V217H185ZM189 218V217H188ZM8 219V218H7ZM11 219V218H10ZM16 219H18L16 217ZM39 219V218H38ZM46 219V218H45ZM119 219V218H118ZM117 221L119 222L120 219ZM122 219V218H121ZM128 217H125V220L128 221ZM135 221L134 223H137L136 219L133 218ZM138 219V218H137ZM151 219V218H150ZM155 219V221H156ZM187 219V218H186ZM195 219L192 223L191 222H188L190 220H188V224L190 225V227L192 228H195V225H196V222L197 221H200L199 220V217H196V218H193ZM2 220V219H1ZM19 220V219H18ZM34 220V219H33ZM124 220V218H123ZM124 220V221H125ZM145 220L147 221L146 219H143L142 218V221ZM185 220V219H184ZM8 221V220H7ZM14 221V222H13ZM12 222L15 223V220H13ZM37 221V220H36ZM39 221V222H40ZM46 221V220H45ZM49 221V220H48ZM139 221V219H138ZM141 221V222H142ZM155 221H153L152 223H154ZM160 221V220H159ZM158 220L155 222L158 224L159 222ZM9 222V221H8ZM7 222V224H8ZM11 222V221H10ZM11 222V223H12ZM20 222L18 221V223L16 224V226L18 224H20ZM47 222V221H46ZM144 222V221H143ZM12 223V224H13ZM121 224V222H119ZM147 223L148 224V221L147 222H144V224ZM154 223V224H155ZM170 223V222H169ZM10 224V223H9ZM10 224V225H12ZM36 224V223H35ZM47 224V223H46ZM45 226L47 227L48 225ZM123 224V223H122ZM127 224V223H126ZM132 224V223H131ZM139 224H142V223H139ZM155 224V225H157ZM168 224V223H166ZM173 224V223H171ZM9 227H13V226H10ZM33 225V224H32ZM152 225V224H151ZM159 225V224H158ZM162 225V224H160ZM186 225V224H185ZM14 225V227H16ZM19 226V225H18ZM40 226V225H39ZM118 226V225H117ZM121 226H124L126 228L127 225H121ZM130 226V224L128 225V227ZM138 226V225H137ZM142 226V225H140ZM165 226L167 225H163L162 228H164ZM170 226V224L168 225ZM110 227V226H109ZM120 227V226H119ZM118 227V228H119ZM127 227V228H128ZM154 227V226H153ZM152 227V228H153ZM160 227V226H159ZM40 228V227H39ZM52 228V229H51ZM108 228V227H107ZM112 228V227H111ZM144 228V227H143ZM151 228V226H150ZM151 228V229H152ZM161 228V227H160ZM171 228V227H170ZM185 228V227H184ZM35 229V228H34ZM33 229V230H34ZM141 229V228H140ZM156 228L154 227V229L152 230H155ZM13 230V228H12ZM26 230V229H25ZM25 230H23L25 232ZM41 230V229H40ZM64 230V229H63ZM138 230V229H137ZM150 230V231H152ZM162 230V232H160L159 234H163L164 232V229H160ZM191 230V229H190ZM21 231V232H23ZM27 231V230H26ZM29 231V229H28ZM118 231V230H116ZM131 231V230H130ZM139 231V230H138ZM141 231V230H140ZM147 231V230H146ZM5 232V231H4ZM13 232V231H12ZM19 232V233H21ZM33 232V231H32ZM37 232V231H36ZM39 232L37 234H39ZM42 232V233H43ZM122 232V231H121ZM124 232V231H123ZM122 232V233H123ZM156 232V230H155ZM125 233H127V229L125 230ZM140 233V232H139ZM142 233V231H141ZM144 233V232H143ZM152 233H154V231H152ZM158 233V231L156 232V234ZM26 235H28L27 233H24ZM23 234V235H24ZM36 234V233H35ZM118 234H120L118 232ZM134 234V233H133ZM136 234V233H135ZM4 235V234H3ZM122 235V234H121ZM126 235V234H125ZM169 235V234H168ZM35 236V235H34ZM39 236V235H38ZM50 236V237H49ZM58 236V235H57ZM120 236V235H119ZM128 236V234L126 235ZM136 236V235H135ZM165 236V235H164ZM29 237V236H28ZM27 237V238H28ZM170 237V236H169ZM24 238V237H23ZM31 238V237H30ZM119 238V237H118ZM123 238V236H122ZM138 239V237H136ZM140 238V237H139ZM145 238V237H143ZM147 238V236H146ZM45 239V241H43ZM117 239V238H116ZM115 239V240H116ZM121 239V238H120ZM152 239V238H151ZM154 239V238H153ZM33 240V236H32V239ZM30 240V241H31ZM121 241V240H119ZM118 241V242H119ZM157 241V239H156ZM20 242H22L20 245L23 244V241H21L20 239ZM126 242V241H125ZM130 242V241H129ZM139 242V240H138ZM151 242V241H150ZM11 243V242H10ZM122 243V242H120ZM136 243H137V240H136ZM159 243V242H158ZM161 243V242H160ZM33 244V243H32ZM31 244V246H32ZM58 244V243H57ZM118 244V243H117ZM130 244V243H129ZM147 244H148V241H147ZM35 245V243H34ZM33 245V247H34ZM124 245V244H123ZM153 245V244H152ZM13 246V245H12ZM23 246H30V245H23ZM37 246V245H36ZM114 246V245H113ZM118 246V245H117ZM116 246V248H117ZM128 246V245H127ZM140 246V245H139ZM150 246V245H149ZM18 247V246H17ZM37 247V248H38ZM152 247V246H151ZM22 248V247H21ZM110 248V247H109ZM125 248V247H124ZM124 248H121L122 250H124ZM135 248V247H134ZM155 248V247H154ZM187 248V247H186ZM16 250V249H15ZM25 250V248H24ZM115 250V248H114ZM139 250V249H138ZM153 250V248H152ZM23 251V250H22ZM26 251V250H25ZM30 251V250H29ZM38 251H39V248H38ZM37 251V252H38ZM110 253L112 251V248L111 250H109ZM125 251V250H124ZM190 251V250H189ZM41 252V251H39ZM38 252V254H39ZM43 252V251H42ZM116 252V251H115ZM114 252V253H115ZM120 252V251H119ZM128 253V250L126 251ZM18 253V252H17ZM30 253V252H29ZM117 253H118V249H117ZM122 253V252H121ZM120 253V254H121ZM136 254V253H135ZM31 255V254H30ZM33 255V254H32ZM120 256V255H119ZM134 256H137V255H134ZM175 256V255H174ZM221 256V255H220ZM31 257V256H30ZM40 257V256H39ZM53 257V254L48 252V251H45V253L42 255V259H44L43 261H46V262H40L41 264H46L47 261L49 259H52ZM108 257V256H107ZM37 258V257H36ZM202 258V257H201ZM200 259V258H199ZM122 261V260H121ZM30 262V261H29ZM36 262V261H35ZM50 262V261H49ZM124 262V261H123ZM34 262H32L33 264ZM40 263H37L36 264H40ZM119 263V262H118ZM135 263V262H134ZM263 263V262H262ZM31 264V263H30ZM209 264V263H208Z\"/></svg>",
  "mask_w": 264,
  "mask_h": 264
},
{
  "label": "crops",
  "instance_id": "0c3cea01",
  "mask_svg": "<svg viewBox=\"0 0 264 264\" xmlns=\"http://www.w3.org/2000/svg\"><path fill=\"white\" fill-rule=\"evenodd\" d=\"M195 69L191 72L192 75H193V73H197L196 75H198L199 67H196ZM194 79H195L194 85H191L188 87L186 86L184 88H179L175 84H165L163 82L161 84H159L158 86H155V85L147 86L146 85L144 88H143V86H144L143 84H145V83L139 84L137 89L135 88V90L138 91V94H135L131 98L124 100V102H123L124 103V107H123L124 109L122 110V112L120 114L116 115V119L114 121H116L119 124V126L122 124L129 125V122H130L129 111L131 110V107H133L136 104L142 103L144 98H146L148 100L147 102H148L149 106H151V108H150L151 114L156 113V112H157V114L163 113L167 107H170L172 109L173 113L178 117V121L179 120L184 121V118L188 119L187 108H188V106H190L189 105L190 101L185 99V98H182V97L186 96L185 92L197 91L196 90V82L198 79L197 78H194ZM180 91L182 93L178 94L179 98H174L176 95L175 92H180ZM141 112L142 111H140L139 113H141ZM174 128L175 127H173V129H170L168 131L165 130L164 133H162V135H159L160 138H158L159 136L153 137L150 142L154 146H157V144L160 141H162L165 138V136H167V134H169L172 130L173 131L176 130ZM180 130H182V128ZM114 135L116 136V133ZM200 140H201L200 145L203 146L202 143L205 141V138L202 137ZM198 142H199V139H198ZM110 144H111V142H109V145ZM208 145L209 144L203 146V148H206ZM112 147H114V146H112ZM175 147L176 148L178 147L177 143H176V146H172V148H175ZM107 148H106V150H107ZM164 148H166V147H164ZM162 150H163V148H162ZM139 154L138 155L135 154L134 158L138 162V164H140L141 166L143 165L144 162L146 163L147 166H150L151 165L150 163H152V164L154 163L153 159H150L151 156H148V158H146V160H145L143 158V156L139 155ZM104 159L103 160L101 159V164L103 165V167H106V170L109 171V167H108L109 164L106 163L104 161ZM177 163L178 164L175 166L176 170H175V175H174V179H175L174 183H177L176 184L177 186H175V187L177 189L179 188L178 183H182V186L185 185L188 188V190L184 191V186H183L182 191L184 193H186L187 196L190 197L191 202H192V198H195L194 201L196 202V204L194 203L193 206L198 208L197 212L199 215L205 217V222L197 229V231L199 229H202L203 233H206L207 236L211 240H213V242L217 245V247L223 251V254L227 256L226 261L228 262V264H263L264 263L263 262V260H264V232H256L252 228V219L255 215L256 209L262 207V201H257L254 204V206H250V207L245 206V205H240V204L233 205L231 198L233 196H235V194H232L231 190H229L230 192H226L228 187L223 182L218 181L219 180L218 178L214 177V175H215L214 172L207 173V176L204 177L205 179L203 180V182H205L204 186H206V188L204 190L203 187L200 186L198 183L199 178H196V179L191 178L190 179L191 176L188 179L187 178H177V171L179 169H181V168H179V162H177ZM260 164L261 165H259V163H258V165H259L258 170L260 171V175H261L260 178H261V182H262V177H264V163H260ZM222 169L223 168H221L220 170H222ZM235 177L239 178V181H240V177H238L236 175L234 176V178ZM99 179L100 178L96 179V182H99L98 181ZM201 179H203V178H201ZM216 179H218V180H216ZM255 180H257V178H255ZM238 182L236 184H238ZM101 184L103 185V183H101ZM173 185H175V184H173ZM103 187L104 186L100 187L101 191L103 190ZM180 189H181V186H180ZM144 194H145V192H144ZM245 196L247 197V195H245ZM148 197L149 198L151 197L150 199H152V197H153L154 199H156V201L158 200L161 204H162V201L165 203H169V204L170 203L175 204V196H167L166 198H161V197L157 196L156 193L152 192L151 196L148 195ZM178 199H182V203H183V196H180V198L178 196V198H176V202ZM170 200H172V201H170ZM165 205H167V204H165ZM119 212H121V211H119ZM127 213H129V211H127ZM119 215H120V213L117 214V218L120 219V217H122V216L121 215L119 216ZM132 215L133 214H131V217H130L131 219L137 217L136 214L133 215L135 217H133ZM129 216H130V214H128V218H129ZM113 218H116V217H113ZM131 219H130V223H129V221H127V222L120 221L121 224L123 223L122 225H124V223L125 224L127 223L126 224L127 226H126V228L122 227V228L118 229L117 233L115 234L116 235L115 239L117 238L116 239V246L117 245L118 246H117V248H115V250L112 247L111 248H112V257H115V255L117 257H116V260H115V258H111L109 260L107 257L106 258L107 259L106 264H130L127 261V258H125L124 256H127V252H126L127 250H128V255H129L128 242L129 241L131 242V239L126 235L128 234V228H129L128 225L132 223L131 225L133 226V223H134L133 222L134 220L131 221ZM260 219L261 220L257 221L258 222L257 225L260 226V223H262L261 225H264V216H261ZM120 220H123V219H120ZM97 223L98 222H95L94 226H89L88 224H90V223L88 222L87 225L89 227L86 226V232H87V230L90 231L91 229H95ZM126 229H127V233H125ZM121 231L122 232L124 231V232L122 233ZM118 232L120 234H118ZM157 234H159V233H157ZM122 236H123V238H122ZM119 240H121V241H119ZM136 240H137V242H138V240H139V242L141 241V239H139V238L138 239L135 238V241ZM120 242H122V243H120ZM247 247L250 248L248 252L246 250ZM121 248H124L125 251L122 250ZM117 249H118V253H117ZM138 249L140 250V248H138ZM134 253L137 254V251ZM136 254H134V255H136ZM146 260H149V259H146ZM155 260H157V259H154V262H156ZM134 262H135L134 264H140L139 259H134ZM158 262H160V260ZM208 262H212L214 264V261L211 259H208ZM132 264H133V262H132ZM146 264H149V262H146ZM162 264H166V259H164V262L162 261Z\"/></svg>",
  "mask_w": 264,
  "mask_h": 264
},
{
  "label": "built area",
  "instance_id": "2783aa9c",
  "mask_svg": "<svg viewBox=\"0 0 264 264\" xmlns=\"http://www.w3.org/2000/svg\"><path fill=\"white\" fill-rule=\"evenodd\" d=\"M261 216H264V214L258 213V214H257V217H256V221H254V225H255L258 229H264V227H262V226L260 227L259 225H257V224H258L257 221H258V220H261V219H260Z\"/></svg>",
  "mask_w": 264,
  "mask_h": 264
},
{
  "label": "water",
  "instance_id": "95a60500",
  "mask_svg": "<svg viewBox=\"0 0 264 264\" xmlns=\"http://www.w3.org/2000/svg\"><path fill=\"white\" fill-rule=\"evenodd\" d=\"M151 59H152V63L154 64V66H155V68H157L156 66V64H157V62L159 61V59H157L156 57H154V56H152V57H150Z\"/></svg>",
  "mask_w": 264,
  "mask_h": 264
}]
</instances>
